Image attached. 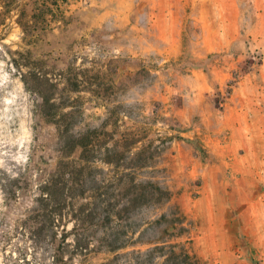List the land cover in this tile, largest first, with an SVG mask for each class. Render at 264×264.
I'll use <instances>...</instances> for the list:
<instances>
[{
    "label": "rangeland",
    "instance_id": "374dc122",
    "mask_svg": "<svg viewBox=\"0 0 264 264\" xmlns=\"http://www.w3.org/2000/svg\"><path fill=\"white\" fill-rule=\"evenodd\" d=\"M70 1L0 0V264H264V0Z\"/></svg>",
    "mask_w": 264,
    "mask_h": 264
},
{
    "label": "crops",
    "instance_id": "0c3cea01",
    "mask_svg": "<svg viewBox=\"0 0 264 264\" xmlns=\"http://www.w3.org/2000/svg\"><path fill=\"white\" fill-rule=\"evenodd\" d=\"M70 2L74 5L72 7L78 10V14L81 11L85 13V21L90 23L92 28L101 27L102 23L109 21L112 27L138 30L131 22L137 19L138 14L147 22L150 15V12L144 8L145 4L138 5L134 0H71ZM140 28V32L148 34L147 27Z\"/></svg>",
    "mask_w": 264,
    "mask_h": 264
},
{
    "label": "trees",
    "instance_id": "16d2710c",
    "mask_svg": "<svg viewBox=\"0 0 264 264\" xmlns=\"http://www.w3.org/2000/svg\"><path fill=\"white\" fill-rule=\"evenodd\" d=\"M140 134L141 133H138V132H133V133L130 132L127 134H123L122 138H120L119 141H116L109 149H107V153L116 152V150H120V149L129 150L132 146L136 145L137 143L144 142L143 141L144 137ZM150 149H151V145L148 142L138 152L134 154V158L132 159H136L138 161V164L137 166L133 167V170H140L146 167L147 162H149V160L152 158V157H148L150 155L149 153ZM106 161L108 164L110 165L112 164V161H110V159H107ZM144 161L145 163L142 164V162ZM125 176L126 174L124 173L123 177ZM130 184L132 185V183ZM133 188L135 189V192H134L135 201H139V204L140 203L141 204H148V203H152V204L163 203L164 204V203H168L170 200V193L167 190L161 189L158 185L152 182H149V181L146 182L145 184H136L133 186ZM48 192H49V188L46 185L44 186V188L40 190V196H43L44 194L45 196L46 195L49 196ZM126 204H129V201H127ZM123 246L124 245L121 244V245H118L117 247H110L111 248L110 251H117L119 249H122ZM156 250H157V247L148 249L145 252V256L150 258L153 252ZM171 254L174 255L172 251H171ZM183 257L186 263L188 264L194 263L193 257L190 256L187 252L183 253Z\"/></svg>",
    "mask_w": 264,
    "mask_h": 264
}]
</instances>
